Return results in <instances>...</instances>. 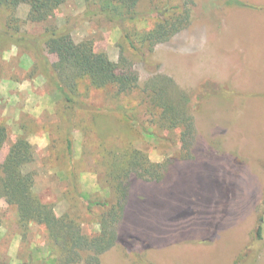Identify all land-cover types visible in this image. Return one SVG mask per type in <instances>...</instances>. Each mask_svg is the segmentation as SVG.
Masks as SVG:
<instances>
[{
    "label": "rangeland",
    "instance_id": "1",
    "mask_svg": "<svg viewBox=\"0 0 264 264\" xmlns=\"http://www.w3.org/2000/svg\"><path fill=\"white\" fill-rule=\"evenodd\" d=\"M162 1L140 0L134 28L148 29ZM84 9L83 0H65L53 17L38 23L25 20L28 5L22 3L14 15L19 32L37 36L49 25H66L75 41L92 39L95 49L114 61L122 43L140 74L139 88L114 96L109 88L80 82L86 103L110 111H74L70 154L64 101L35 70L31 54L0 46V123L8 131L0 162L17 135L26 134L33 159L24 169L35 173L34 192L55 213L78 215L82 231L94 234L100 228L94 213L100 208L89 212L86 201L113 200L116 192L115 174L105 173L100 150L134 147L152 161L168 160L158 181L129 175L117 224L120 240L100 254L101 263L237 264L252 243L263 206L264 0H193L189 23L154 45L146 67L122 41L117 25L88 20ZM43 54L55 60L47 50ZM155 72L175 81L193 118L187 150L181 148L182 128L164 126L147 108L149 100H140L142 86ZM92 136L101 148L91 151ZM74 189L78 199L71 195ZM17 217L0 197V264L26 263L30 256L33 264H54L49 230L37 223L24 232L13 229ZM251 264H264V238Z\"/></svg>",
    "mask_w": 264,
    "mask_h": 264
},
{
    "label": "trees",
    "instance_id": "2",
    "mask_svg": "<svg viewBox=\"0 0 264 264\" xmlns=\"http://www.w3.org/2000/svg\"><path fill=\"white\" fill-rule=\"evenodd\" d=\"M83 1L84 17L88 20L102 19L117 25L122 41L136 52L143 67L151 64L149 56L155 44L167 40L189 23L193 5V0H173V3L171 0H163L155 7L158 11L151 26L137 30L133 23L139 19L137 7L140 0ZM64 2L65 0H0V46L14 45L23 53L31 54L35 70L41 71L64 101L67 120L65 144L67 152L71 154L72 139L68 133L76 115L74 111H110L108 108L101 109L86 103L79 95V83L85 82L88 87L97 90L109 88L114 91V96L126 95L139 88L140 74L134 61L122 50V43L119 44L120 55L114 61L106 52L96 50L92 39L75 41L71 28L66 25H49L37 36L19 32V18L15 17L14 12L20 4L28 5L26 21L39 23L53 17L56 9ZM44 50L54 54L55 60H50L43 54ZM179 96L180 89L175 81L155 72L142 86L140 100L143 103L149 100L147 108L157 114L156 119L161 124L166 126L169 123L171 128L178 125L182 128L179 136L181 148L187 150L193 137L194 121L188 113L186 102ZM121 111L122 116H127L128 112L124 109ZM7 136V126L0 123V149ZM94 142L97 143L95 136H92L89 144L91 151L99 146ZM99 157L105 173L115 174L116 192L113 200L95 198L86 201L85 208L89 212L93 213L94 206L100 208L99 213H94L100 227L94 234L82 231L78 215L69 211L55 213L53 205L41 201L34 192L35 173L24 169L33 159L32 145L26 134L17 135L0 162V197L18 215L13 229L18 228L24 232L31 223L44 225L49 230V254L55 256L54 264H77L83 260V264H102L100 254L120 240L117 224L123 216L131 172L158 181L168 168V160L152 161L145 152L134 147H104L100 150ZM73 160L71 158V162L75 164ZM92 162L96 165L99 161L94 159ZM71 195L77 198L79 193L74 189ZM263 238L264 196L252 243L237 264H251ZM29 259L26 263L18 264H33L31 256Z\"/></svg>",
    "mask_w": 264,
    "mask_h": 264
}]
</instances>
